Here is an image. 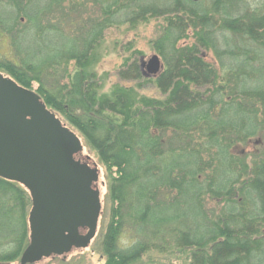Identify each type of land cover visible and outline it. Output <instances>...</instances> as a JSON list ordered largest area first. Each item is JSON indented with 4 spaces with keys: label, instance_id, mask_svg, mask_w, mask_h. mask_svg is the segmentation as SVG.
Returning a JSON list of instances; mask_svg holds the SVG:
<instances>
[{
    "label": "trees",
    "instance_id": "16d2710c",
    "mask_svg": "<svg viewBox=\"0 0 264 264\" xmlns=\"http://www.w3.org/2000/svg\"><path fill=\"white\" fill-rule=\"evenodd\" d=\"M150 23L161 70L130 41L105 90L107 31ZM4 37L0 72L104 171V264H264V0H0ZM31 206L0 177V262L28 246Z\"/></svg>",
    "mask_w": 264,
    "mask_h": 264
},
{
    "label": "water",
    "instance_id": "95a60500",
    "mask_svg": "<svg viewBox=\"0 0 264 264\" xmlns=\"http://www.w3.org/2000/svg\"><path fill=\"white\" fill-rule=\"evenodd\" d=\"M143 67L156 74L161 58L153 54ZM101 172L35 90L0 72V177L24 186L32 200L29 244L19 264L89 247L102 211Z\"/></svg>",
    "mask_w": 264,
    "mask_h": 264
},
{
    "label": "rangeland",
    "instance_id": "374dc122",
    "mask_svg": "<svg viewBox=\"0 0 264 264\" xmlns=\"http://www.w3.org/2000/svg\"><path fill=\"white\" fill-rule=\"evenodd\" d=\"M91 11V10H90ZM155 24L141 25L137 29H131L128 25H123L120 27H114L107 31L105 37V43L103 44L104 53L102 61L97 66V70L100 74L106 72L109 75L105 90H108L111 85L115 82H119V77L117 72L119 71L123 58L127 55L124 52L122 46L128 44V42H134L136 48L144 52L143 59L146 61L151 55L155 54L150 46V39L154 36L156 28ZM33 42V40L31 41ZM34 46V45H33ZM31 51L36 53L33 48ZM0 52L5 55H12L11 46L7 37H4L0 40ZM130 85L129 83H125ZM149 96H159V93L154 87L148 88L143 91ZM104 171L101 172L100 176V190H101V200L102 208L105 204V193L106 188L104 185ZM16 224V223H15ZM14 224V225H15ZM101 218L98 226V233L101 228ZM7 229V228H6ZM0 232V237L3 236L4 230ZM20 260L14 261L11 264H19ZM104 259L102 253L99 249L94 247V240L88 248L84 249H73L67 257L64 259L62 257L57 258H43L39 262L32 264H104ZM178 264V263H177Z\"/></svg>",
    "mask_w": 264,
    "mask_h": 264
},
{
    "label": "flooded vegetation",
    "instance_id": "af4514ba",
    "mask_svg": "<svg viewBox=\"0 0 264 264\" xmlns=\"http://www.w3.org/2000/svg\"><path fill=\"white\" fill-rule=\"evenodd\" d=\"M68 255V254H67ZM67 255H53V256H51V257H47L48 259H52V258H57V257H62V258H66L67 257Z\"/></svg>",
    "mask_w": 264,
    "mask_h": 264
}]
</instances>
